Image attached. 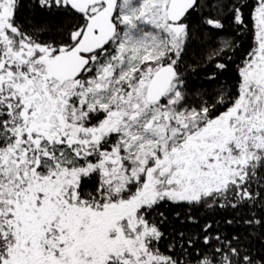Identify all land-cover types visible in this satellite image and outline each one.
Here are the masks:
<instances>
[{
	"label": "snow or ice",
	"instance_id": "snow-or-ice-1",
	"mask_svg": "<svg viewBox=\"0 0 264 264\" xmlns=\"http://www.w3.org/2000/svg\"><path fill=\"white\" fill-rule=\"evenodd\" d=\"M0 264H264V0H0Z\"/></svg>",
	"mask_w": 264,
	"mask_h": 264
}]
</instances>
